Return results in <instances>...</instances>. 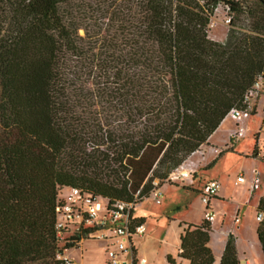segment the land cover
Here are the masks:
<instances>
[{
    "label": "trees",
    "instance_id": "1",
    "mask_svg": "<svg viewBox=\"0 0 264 264\" xmlns=\"http://www.w3.org/2000/svg\"><path fill=\"white\" fill-rule=\"evenodd\" d=\"M221 1L0 0V264H65L66 189L141 202L246 108L264 77V28L208 38ZM210 231L205 218L189 223L180 256L213 264ZM257 236L264 255V218ZM219 264H241L232 233Z\"/></svg>",
    "mask_w": 264,
    "mask_h": 264
},
{
    "label": "crops",
    "instance_id": "2",
    "mask_svg": "<svg viewBox=\"0 0 264 264\" xmlns=\"http://www.w3.org/2000/svg\"><path fill=\"white\" fill-rule=\"evenodd\" d=\"M227 120H231L229 127H226ZM235 126L236 119L226 116L208 141L201 146L204 154L196 152L190 155L191 159L197 162L193 184L167 181L160 183L158 180V185L163 192L162 202L157 204L150 198H144L134 208L132 221L135 225L143 223L145 234L131 236L133 252L125 256L128 264H190L188 259L180 256L181 235L189 223L201 224L205 218L206 205L201 200L203 187H200L199 180L202 175L206 177L207 174L209 175L207 181L217 179L221 184L220 191L211 201V206L216 213V219L211 224L213 231L210 232L208 243L215 257L213 264L220 263L228 239L224 236L226 231H231L236 237L238 258L241 264H244L246 260L252 264H264V255L257 236L259 221L256 218L259 199L264 195V173L262 171L264 159L258 154H253L255 147L259 151L262 144L264 128L260 120L255 129L253 148L243 150L241 140L246 136L235 143L231 142L230 132ZM260 129H262L261 133ZM229 144L231 148L225 149ZM216 150L224 151L218 155ZM232 153L244 158L246 165L239 170L234 182L229 177L227 178L228 183L234 185L230 189V185L229 187L224 186L220 181L223 172L219 173L217 169L218 164ZM254 170L262 173L263 183L260 190L263 189V192L256 194L257 197L247 203L250 183L255 174ZM241 174L246 178L244 183L237 180ZM150 204L160 206L158 211L153 210ZM251 206L254 209L253 212H250ZM235 216L240 218L238 222H235ZM112 238V227L103 226L94 236H84L77 245L66 248L64 256L71 259L73 264H107L106 249L112 242ZM168 256H171L174 261L171 262Z\"/></svg>",
    "mask_w": 264,
    "mask_h": 264
},
{
    "label": "built area",
    "instance_id": "3",
    "mask_svg": "<svg viewBox=\"0 0 264 264\" xmlns=\"http://www.w3.org/2000/svg\"><path fill=\"white\" fill-rule=\"evenodd\" d=\"M228 1V0H227ZM224 4L230 9L229 3ZM238 1V0H235ZM216 7L215 9H217ZM231 17L227 20L231 21ZM212 23V21H211ZM210 23V25H211ZM214 25V23L212 24ZM244 103L246 108H232L227 116L236 119V126L230 132V139L235 143L247 134L246 121L253 115L260 113L261 125L264 128V77L260 75L253 83L251 88L245 93ZM260 111V112H258ZM217 152H221L216 150ZM204 154V151L197 149L193 153ZM192 153V154H193ZM258 156L264 159V138L258 151ZM197 168V162L189 157L177 168L172 170L165 179L167 182L175 183H194V173ZM254 176L250 183L249 196L246 200L249 203L252 198H256L257 192L262 186V173L254 170ZM237 180L241 183L246 181L243 174L239 175ZM221 184L217 179H211L206 182L201 191V200L206 205L205 219L211 224L216 219V213L211 206V201L220 191ZM163 192L158 185V179L154 180V188L149 196L153 202L160 204L162 202ZM139 202L116 201L109 204L108 200L100 195L83 192L78 187H69L60 196L57 205V237L61 244L72 243L77 245L84 236H94L101 227H112V242L107 246V264H128L125 259L126 254H131L133 248L131 245V236L145 234V225L139 223L133 224L130 210L135 208ZM256 218L260 222L264 218V212L258 209ZM240 218L235 216V222ZM211 232V231H210ZM105 236V235H103ZM59 258L65 261V264H73L72 260L60 253ZM244 264H252L246 260Z\"/></svg>",
    "mask_w": 264,
    "mask_h": 264
},
{
    "label": "rangeland",
    "instance_id": "4",
    "mask_svg": "<svg viewBox=\"0 0 264 264\" xmlns=\"http://www.w3.org/2000/svg\"><path fill=\"white\" fill-rule=\"evenodd\" d=\"M238 2L240 4V7L238 8V10L228 9V7L224 4V1H221L217 5V7H218L217 9L214 8V11L210 15L209 24L206 27V32H207L208 38H210L214 41L225 42L226 39L228 38V35L230 34L232 28H234L237 31V34H239V36L242 35L243 33L247 34V35H252V33L253 34H259L256 31H253V29L264 28V20L262 21L263 23H261V21H260V16H261L260 8H261V6L258 4V2H256V0H238ZM230 17L232 19L230 22H228L227 20ZM91 21L92 20L83 19V24L85 25V23H89ZM211 21H212V23H211ZM210 23H211V25H210ZM213 23H214V25H212ZM85 33H86L85 30L83 28H81L80 34L84 36ZM261 34L262 33H260V35ZM262 36L264 38V35H262ZM91 109H96V110L100 111L101 107H100V105L95 103L91 106ZM258 112H260V111H258ZM230 117H232V116H230ZM260 120H261L260 113H258L255 117L246 121L245 125L247 127V134H246V137L243 140H241V141H243L241 149L249 150V149L253 148L254 142H255V136H254L255 129L257 128V124H259ZM230 125H231V120H227V126L226 127H229ZM261 132H262V129H260V133ZM262 138H264V135ZM228 148H231V144H229L225 149H228ZM219 154H221V152H218V155ZM245 165L246 164H245L244 158H242L238 154H236V153L228 154L226 160L221 161L218 164V169H217V170H219V173L223 172L222 176L220 177V181L223 182L224 186L227 185L229 187V185H230V189H232L234 187V185H233V183H230V182L228 183L227 178L229 177L232 180V182H234V180L237 177L239 170L242 167H245ZM262 171L264 173V167H263ZM207 177H209L208 174L206 175V177L202 175V177L199 180L200 187H203V184L206 183ZM262 192H263V189L258 191L257 194H261ZM254 202H255V200L253 201V203ZM151 207L153 208V210L158 211V208L160 206L151 205ZM253 211H254V209L251 206L250 212H253ZM211 230L213 231V229H211ZM229 233H232V232L226 231L224 233V236H226L228 238ZM62 245H64V244H62Z\"/></svg>",
    "mask_w": 264,
    "mask_h": 264
}]
</instances>
